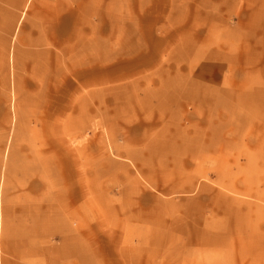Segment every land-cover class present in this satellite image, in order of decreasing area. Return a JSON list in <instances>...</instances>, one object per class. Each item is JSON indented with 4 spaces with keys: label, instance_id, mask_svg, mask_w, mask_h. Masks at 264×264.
Returning a JSON list of instances; mask_svg holds the SVG:
<instances>
[{
    "label": "rangeland",
    "instance_id": "obj_1",
    "mask_svg": "<svg viewBox=\"0 0 264 264\" xmlns=\"http://www.w3.org/2000/svg\"><path fill=\"white\" fill-rule=\"evenodd\" d=\"M0 264H264V0H0Z\"/></svg>",
    "mask_w": 264,
    "mask_h": 264
},
{
    "label": "bare ground",
    "instance_id": "obj_2",
    "mask_svg": "<svg viewBox=\"0 0 264 264\" xmlns=\"http://www.w3.org/2000/svg\"><path fill=\"white\" fill-rule=\"evenodd\" d=\"M241 102V101H240Z\"/></svg>",
    "mask_w": 264,
    "mask_h": 264
}]
</instances>
